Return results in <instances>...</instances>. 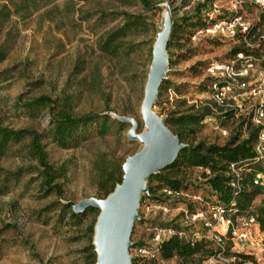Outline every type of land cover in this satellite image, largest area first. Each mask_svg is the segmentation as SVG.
Returning a JSON list of instances; mask_svg holds the SVG:
<instances>
[{
	"label": "rangeland",
	"instance_id": "374dc122",
	"mask_svg": "<svg viewBox=\"0 0 264 264\" xmlns=\"http://www.w3.org/2000/svg\"><path fill=\"white\" fill-rule=\"evenodd\" d=\"M5 1L0 0V11ZM203 1L150 0L155 7L147 10L138 1L127 4L117 0L78 3L52 0L46 4L38 2L36 8L29 6L21 14L0 17V52L4 53L0 72L11 71L10 78L0 81L1 125L46 132L51 124L47 110L29 117L23 110L14 108L16 100L26 101L40 95L58 102L66 99L75 116L108 114L113 119L128 120L122 129L112 126L103 136H90L74 147H59L49 138L43 139L49 161L67 168L63 201L73 205L88 197L103 198L95 183L98 163L104 159L122 162L147 147L130 141L127 133L134 122L136 133L145 130L140 108L152 50L174 19L194 15L196 6ZM235 2L213 0L214 6L225 15L238 12L239 22L243 24L235 27L233 35L205 32L207 27L195 30L186 26L181 36L173 37V45L166 51L167 81L163 82L165 87L157 94L152 110L165 119L171 113H193L192 107L209 105L212 113L202 121V126L190 140L192 144L200 140L223 144L229 137L239 132L241 137L245 136L252 126L261 125L256 149L264 169V116H255L260 105L264 112V21L257 6H238L236 3L234 10ZM119 12L139 15L145 25L127 33L124 48L128 50H120L113 56L101 51L100 45L106 35L122 25V16L113 14ZM200 16L205 18L203 11ZM251 27H255L260 36L255 40L243 37L245 44L242 46L238 35H244ZM236 46L260 56L252 57L250 66L246 67L249 61L243 54L238 60L236 55L230 54ZM231 63L234 67L229 75L231 87L219 103L212 92V79L220 72L217 73L215 66ZM24 163L18 157L0 159V165L5 168ZM242 170L243 167L235 170L236 174ZM200 172V168L189 169L184 173V182L197 184ZM28 179L29 175L24 176L7 193L0 195V264H89L83 257L87 239L78 236V229L55 224V217L50 218L53 212L47 214V218L38 219L36 214L56 197H39L37 182L29 183ZM193 185L181 197L170 198L164 205L149 198L139 202L138 219L134 221L130 240L148 243L154 223H181L185 227H194V237L212 238L214 253L202 264H254L248 259L240 262L242 258L238 254L249 255L257 263L264 264V231L257 223L244 226V221L249 218L246 212L234 216H231L234 211L229 213L237 230L247 228L246 241L228 236L221 225L208 228L204 222L209 219L211 202H205L201 195L214 198L208 195L206 187L197 184L195 188ZM263 198L264 187L263 194L256 196L253 204L258 205ZM190 202L196 203V212L203 213L202 219L187 220L191 213L186 204ZM98 213V209L88 213L80 227L96 220ZM189 233L187 230L179 234L187 237ZM213 235L221 237L222 248L227 254L217 250L218 242ZM129 254L135 255L133 248H129ZM135 264L190 263L172 257L167 260L143 259Z\"/></svg>",
	"mask_w": 264,
	"mask_h": 264
},
{
	"label": "trees",
	"instance_id": "16d2710c",
	"mask_svg": "<svg viewBox=\"0 0 264 264\" xmlns=\"http://www.w3.org/2000/svg\"><path fill=\"white\" fill-rule=\"evenodd\" d=\"M52 0H6L2 4L0 17H9L11 13L21 14L26 11L29 6L36 8L38 2L48 3ZM73 2H85L87 0H69ZM131 4L138 1L144 9H151L155 7L150 0H117ZM8 3L11 5H8ZM238 6L242 4H250L256 6L249 0H236ZM204 12V17L200 16ZM261 19L264 21V13L259 10ZM114 15H121L124 19L122 25L114 31L106 35L100 45V50L109 54L117 55L120 50L126 52L128 48H124V38L127 33L141 29L145 23L143 18L139 15H133L126 12L113 13ZM238 12H227V15L221 12L214 6L213 0H204L196 6L194 15L174 19L171 24V30L168 37L166 50L167 52L173 45V37L181 36L182 31L186 26H192L195 30H202L210 26L214 22L221 19L231 18ZM104 16V14H102ZM260 34L256 32L255 27H251L241 37L242 46L245 44L243 37L252 38L255 40ZM259 42H262L260 40ZM264 42V41H263ZM121 51V52H122ZM242 53L246 57L260 56L259 53L248 51L241 46L233 47L230 50L231 55ZM4 57V53L0 52V60ZM11 71L4 70L0 72V81L10 78ZM221 84L222 80L213 78ZM167 80L162 79L158 93L161 88L165 87L163 82ZM157 93V94H158ZM16 110H23L29 117H36L41 112L47 110L50 117V127L46 132H40L34 128L24 127L14 129L0 123V159L4 157H18L26 162L20 164L15 168H5L0 165V195L7 193L21 179L29 175L28 182H37V191L39 197H46L54 195L56 198L46 205L44 209L36 215L38 219L41 217L47 218L50 212H53L50 218L55 217L54 223L61 225H68L78 229L80 237L87 239V244L83 249V257L89 264L95 263V254L92 252V236L93 226L95 220L91 221L87 226L80 227L88 213L95 211L92 207H87L80 212L73 211L70 204L63 201V184L67 180V168L64 164L55 165L48 159V154L43 143L44 138L55 143L59 147L67 148L77 146L78 143L88 139L90 136H103L112 126L116 129H122L125 122L113 119L108 114L94 115L85 114L75 116L70 111L68 101L66 99L61 102L54 101L47 95H40L26 101H18L14 105ZM193 113H171L170 116L164 119L165 124L169 127L174 135L177 136L179 142L185 145L179 150L175 159L167 165L164 169L157 173L150 174L146 179L147 193L140 196L139 202L145 198H149L152 202L160 203L162 205L170 199L168 195L162 193L163 188H167L173 192L183 194L187 191L189 186L193 183L184 182V173L192 168H200L201 172L197 180V184L206 187L208 195L202 194V199L205 202H211V207L220 206L225 209L229 215L234 211L233 215L240 212H246L248 217H252L257 223L258 228L264 231V198L261 199L258 205H254V198L263 194V185L254 184L256 174L264 173V169L260 162V153L256 149L259 141V131L261 127L252 126L245 136H240V132L232 137H229L223 144L208 143L205 140H200L192 144L190 140L196 135L199 128L202 126V121L210 115L211 109L209 105H200L198 108L192 107ZM122 162H113L104 159L98 163L95 170V183L97 190L103 195V198L109 194L116 184L121 182ZM240 171L236 175L235 170ZM236 184L233 185V184ZM197 184L193 185L197 188ZM199 189V188H198ZM201 199L200 195H197ZM196 203L190 202L186 204L189 213L196 212ZM253 208L251 211L250 209ZM55 213V215H54ZM230 216V215H229ZM230 216V217H231ZM157 228H171L175 233L169 238L163 239L157 249L154 251L153 257H140L133 255L131 264H135L139 260H167L176 257L184 263L202 264L208 256L214 253L213 240L211 237L201 235L194 237L193 226L185 227L181 223H154L153 229ZM151 231V236L152 232ZM189 230V236L180 235V232ZM204 234V233H202ZM229 236V234L227 233ZM223 241L218 245L217 250L221 252ZM147 243L132 242L130 249L137 247H145ZM223 254H227L226 249L223 248ZM242 259L240 262H245L247 259L254 264H260L249 255L238 254ZM239 262V263H240ZM241 264V263H240Z\"/></svg>",
	"mask_w": 264,
	"mask_h": 264
},
{
	"label": "water",
	"instance_id": "95a60500",
	"mask_svg": "<svg viewBox=\"0 0 264 264\" xmlns=\"http://www.w3.org/2000/svg\"><path fill=\"white\" fill-rule=\"evenodd\" d=\"M171 24L160 43L152 50V59L144 87L140 115L145 130L136 133L134 122L127 133L132 142L147 147L127 156L122 165V179L104 198L88 197L77 204H70L73 211L80 212L87 207L98 209L99 213L93 226L92 252L94 264H131L132 256L129 247L132 244L130 235L134 221L138 219L139 200L142 193H147L146 179L172 163L179 150L185 145L179 142L152 108L157 97L158 87L165 78L166 45ZM127 123L128 120L116 117Z\"/></svg>",
	"mask_w": 264,
	"mask_h": 264
},
{
	"label": "built area",
	"instance_id": "2783aa9c",
	"mask_svg": "<svg viewBox=\"0 0 264 264\" xmlns=\"http://www.w3.org/2000/svg\"><path fill=\"white\" fill-rule=\"evenodd\" d=\"M250 2L254 3L258 9L264 13V0H249ZM234 10H236V2L234 4ZM236 12V11H234ZM240 17L236 14L232 16L231 18L228 19H221L218 20L217 22H214L210 26H208L205 29V32H210V33H220L223 35H233L234 34V29L235 27L239 24H243L239 22ZM246 29V27H244ZM237 60L242 58V53H237ZM246 60L249 62L246 64L247 66H250V60L251 57H246ZM245 67V68H246ZM215 69L219 74L216 76L217 79H222L221 84H218L217 81H213L212 83V92L214 94L215 100L217 102L222 103L224 96L227 92V90L230 89L231 84L229 82L230 77L229 75L232 74V70H234L233 63L227 64V65H217L215 66ZM232 79V78H231ZM244 85V83H241ZM255 116L262 118L264 116L263 108L262 105L258 106L255 110ZM258 121V119H257ZM261 126V125H260ZM237 175V174H236ZM238 177V175H237ZM254 184H259L262 185L264 183V173H258L255 176V179L253 180ZM237 183L233 184L236 186ZM162 193L164 195H168L171 198H179L181 197L180 193L173 192L167 188L162 189ZM197 218L202 219L203 218V213L202 212H195L191 213L187 216V220H195ZM251 222H255V220L252 217H249L244 221L243 225L247 226ZM204 225L207 226L208 228H212L213 225H221L223 228V232L226 234L228 233L229 236L235 237L238 241H246L248 239V231L247 228H244L242 230H237L236 226L233 224V221L231 217L225 212V209L220 207V206H214L210 208V216L207 221L204 222ZM175 232L170 229V228H157L155 227L152 232V236L150 240L147 243V246L145 247H137L134 248L135 255L140 256V257H153L154 256V251L157 249L158 244L166 238H169L172 234ZM214 239L217 240L218 245H220L221 242V237L213 235ZM221 252H223V248L221 246Z\"/></svg>",
	"mask_w": 264,
	"mask_h": 264
}]
</instances>
